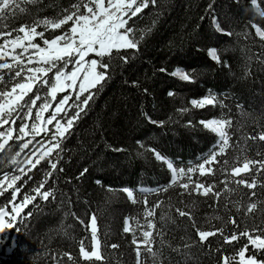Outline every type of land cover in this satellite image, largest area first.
<instances>
[{
    "label": "trees",
    "instance_id": "trees-1",
    "mask_svg": "<svg viewBox=\"0 0 264 264\" xmlns=\"http://www.w3.org/2000/svg\"><path fill=\"white\" fill-rule=\"evenodd\" d=\"M176 1L156 0L129 22L137 38L142 37L138 49L121 50V55L130 57L127 63L118 58L109 61L111 67L106 71L111 78L99 89L62 143L58 169L43 189L53 194L49 200L37 198L13 219L11 189L0 197L6 222L13 225L2 238L0 264H73L66 254L73 256L76 264H89L80 257L79 242L85 240L90 245V231L85 226L90 224L93 214L97 217L98 235L107 258L104 264H137L133 234L124 233L123 227L126 219L132 228H136V220L145 226L143 201L146 197L148 207L157 201L164 202L153 218L163 235L156 236L155 257L141 245L142 264H222L223 256H235L247 244L246 237L228 244L220 235L200 243L193 221L179 217L175 207L190 211L196 227L203 230L223 228L224 234L230 236L244 229L264 228V187L249 190L241 186L239 192L229 197L231 202L227 208L223 197L218 201L212 197H181L178 193L182 189L178 187L159 196L148 191L167 185L171 177L166 164L155 159V151L174 162L175 167L187 168L200 162L215 144L216 135L204 129L201 120L233 121L230 143L235 142L236 146L219 158L227 159L230 165L237 157L258 159L256 144L264 147V142L244 139L264 130V39L252 27L255 24L264 30V16L254 6L256 3L264 11V0L255 3L252 0H182L179 7ZM75 2L37 0L29 4L22 0L20 3L26 12H18L7 24L14 29L44 17L55 18ZM224 4L232 8L225 11ZM213 47L221 58L219 63L208 55ZM177 69L188 73L191 80L182 81L173 76ZM209 94L215 95L224 107L191 105L192 99ZM183 109L187 111L182 112ZM145 113L152 120L163 122L162 125L151 123ZM21 143L9 141L0 150V177L5 174L23 177L16 184L21 192L15 203L25 194H34L33 189L50 170L47 161L34 169L25 166ZM84 169L87 172L81 176ZM193 179L219 184L225 175L219 172L215 176L193 175ZM125 187L134 190L137 203L128 200L123 192ZM251 191L257 193L252 200L262 203L249 216L245 210L252 202L248 195ZM180 200L184 203H179ZM193 200L195 207L184 206ZM217 216L221 219H216ZM232 219L236 225L229 222ZM137 238L142 239L139 229ZM112 244L118 248L112 249ZM249 253L264 259V252L256 253L250 248Z\"/></svg>",
    "mask_w": 264,
    "mask_h": 264
},
{
    "label": "snow or ice",
    "instance_id": "snow-or-ice-1",
    "mask_svg": "<svg viewBox=\"0 0 264 264\" xmlns=\"http://www.w3.org/2000/svg\"><path fill=\"white\" fill-rule=\"evenodd\" d=\"M29 4L37 3V0H26ZM253 3L256 0H252ZM156 0H76L69 8L63 9L55 18L44 17L33 21L31 24H22L18 28H11L7 24L9 18H15L17 13L26 12V8L21 6L20 0H0V150H4L9 141H22L21 151L28 149L36 140L37 136L43 134V139L38 143L43 144L48 141L46 150L35 160H29L30 169L40 165L42 161H47L49 171L44 173L42 180L35 189L34 194H25L19 203H15L21 189L16 186L17 181L22 180V176L13 175L9 177L5 174L0 177V197L4 196L7 190L11 189L12 218L15 219L37 198L48 201L53 195L45 189L48 179L53 176L58 169L59 151L62 150V143L70 135L74 124L81 118L94 101L95 95L104 83L110 79L107 73L111 67L109 61L117 58L127 63L130 59L127 55H121V50L138 49L140 39L136 36V31L130 21L138 14L155 4ZM264 16V11L260 13ZM68 26V27H65ZM219 27V26H218ZM256 35L264 39V30L255 24ZM38 29H42L39 30ZM62 30L60 34L46 35L47 32L55 33ZM223 34L231 35L230 32ZM212 60L221 62L215 47L208 51ZM95 58H91V57ZM107 57V60L105 58ZM164 71V69H161ZM51 74V75H50ZM173 76H178L182 81H190L191 76L181 71L175 70ZM41 89L44 92L41 93ZM67 93L60 95L58 94ZM172 95V92H169ZM220 104L215 95H206L202 99H192L191 105L194 108H204L205 106ZM183 109L182 112H186ZM45 113H48L45 115ZM71 113V114H69ZM153 124H161L152 120L147 113L144 114ZM20 121L17 125V121ZM204 129L215 134L217 140L210 148L209 152L203 154L201 161L193 166L175 167L174 162L167 159L159 151H155V159L166 164L170 170V182L167 185L159 186L157 189L148 190L159 196L165 194L172 187L182 189L178 196H202L212 197L217 201L222 197L230 203L229 197L239 192L240 187L254 190L257 187H264V147L256 144V155L258 159H251L244 156L241 160L236 158L235 163L230 165L227 159L221 161L219 158L226 155L229 148L235 147L232 141L230 129L233 121L226 118L201 120ZM7 126V127H5ZM46 126H52L48 128ZM247 140L254 143L264 142V130L256 135L246 136ZM251 147V146H249ZM121 151L122 149H113ZM19 155V153H17ZM213 165H217L216 168ZM62 171V169H60ZM21 172L24 170L21 169ZM87 172L84 169L81 176ZM225 175V179L217 183H208L200 179H193V175L199 177L215 176L217 173ZM26 174V173H25ZM220 185H223L221 188ZM231 185H235L232 187ZM123 192L129 201L137 203L134 190L128 187L123 188ZM249 199L256 197L257 193L251 191ZM171 198L169 197V200ZM145 226H141L136 220V228L130 226V221L125 220L124 233L132 232V243L136 245L137 264L140 261L141 245L151 256L155 257L154 244L156 236H162L163 231L157 229L154 223L156 209L164 203L157 201L148 207L147 197L144 199ZM179 203L183 204V200ZM262 201L252 200L246 207V215L252 216L259 210ZM196 201L184 205L186 208H193ZM173 207H175L173 205ZM239 211V208H237ZM179 217H188L192 220V227L196 230L199 242H208L210 237L220 235L225 243L231 244L240 237H246L247 244L239 249L235 256H223L222 264H264V259H258L257 255L250 254L251 248L256 253L264 252V228H257L253 231L244 229L239 234L233 232L230 236L224 234V229L203 230L196 227L194 218L190 211H185L180 207H175ZM164 215H167L165 213ZM163 218V217H162ZM168 219L175 223V220L168 216ZM216 219H221L217 216ZM236 225V220L229 221ZM83 224L84 221H81ZM11 222H6L5 212L0 208V233L12 228ZM142 239L137 238V230ZM86 231H90V245L85 240L79 242V254L83 261L100 262L104 264L106 257L98 235L97 217L91 216L90 224L85 226ZM112 249H117V244L110 245ZM189 247V245H185ZM68 260L76 264L73 256L66 254Z\"/></svg>",
    "mask_w": 264,
    "mask_h": 264
},
{
    "label": "rangeland",
    "instance_id": "rangeland-1",
    "mask_svg": "<svg viewBox=\"0 0 264 264\" xmlns=\"http://www.w3.org/2000/svg\"><path fill=\"white\" fill-rule=\"evenodd\" d=\"M20 1H22V0H20ZM182 3V0H177L176 1V5L179 7L180 6V4ZM254 6H255V8H256V10H257V12L258 13H261V11L259 10V7H258V5L255 3L254 4ZM177 8V7H176ZM175 8V9H176ZM230 8H232V7H230V6H228V5H226V4H224L223 5V9L226 11V10H228V9H230ZM91 58H95L94 56L93 57H91ZM138 65V62L135 64V66H137ZM51 75V74H50ZM176 77H178V76H176ZM179 78V77H178ZM180 79V78H179ZM64 94H67V93H62V94H58V98H59V96L60 95H64ZM250 104H251V106L254 108V109H258L256 106H253L252 105V102H250ZM261 105V104H260ZM251 107V108H252ZM48 113H45V115H47ZM20 123V121L18 120L17 121V124H19ZM175 124V123H174ZM5 127H7V126H5ZM46 127H48V128H51L52 126H46ZM178 138V137H177ZM41 139H43V134H41L40 136H37L36 137V140L29 146V148L28 149H25L23 152H22V156H23V159H24V165L25 166H30L29 165V163H28V161L31 159V160H35V159H37L45 150H46V148H47V144H48V141L47 140H45L44 141V143L43 144H39L38 142L41 140ZM144 191H147V190H141V192H144ZM5 220H6V218H5ZM6 232V230L3 232V233H0V250H1V244H2V238H3V236H4V233Z\"/></svg>",
    "mask_w": 264,
    "mask_h": 264
},
{
    "label": "bare ground",
    "instance_id": "bare-ground-1",
    "mask_svg": "<svg viewBox=\"0 0 264 264\" xmlns=\"http://www.w3.org/2000/svg\"><path fill=\"white\" fill-rule=\"evenodd\" d=\"M170 9V8H169ZM168 18V17H167ZM219 26V25H218ZM217 28V27H216ZM222 32V31H221Z\"/></svg>",
    "mask_w": 264,
    "mask_h": 264
}]
</instances>
